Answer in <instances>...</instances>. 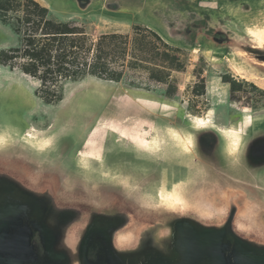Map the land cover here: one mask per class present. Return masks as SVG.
<instances>
[{"label": "rangeland", "instance_id": "374dc122", "mask_svg": "<svg viewBox=\"0 0 264 264\" xmlns=\"http://www.w3.org/2000/svg\"><path fill=\"white\" fill-rule=\"evenodd\" d=\"M32 1L49 7L51 21L84 32L89 53L77 65L85 63L88 69L100 57L106 73L76 80L55 75L42 82V68L36 78L23 72L27 61L22 53L6 62L0 57V149L5 153L27 159L25 151L32 149L73 165L68 176L74 183L114 181L127 186L131 196L154 201L178 188L183 178L178 167L196 168L194 138L200 128L215 129L223 137L230 167L234 159L241 160L247 139L264 131V69L202 37L189 45L169 40L147 16L176 3L200 11L204 19L209 16V30L220 23L235 35L249 33L264 41V0H97L84 13L69 2ZM112 1L124 8L108 12L103 5ZM42 17L27 0H0V51L20 47L25 34L39 35L40 29L32 31ZM191 19L205 24L195 15ZM155 139L153 151L136 145L151 146ZM127 152L135 158L123 157ZM108 153L118 155L121 163L108 164ZM223 178L219 184L226 196L234 189L232 173Z\"/></svg>", "mask_w": 264, "mask_h": 264}, {"label": "water", "instance_id": "95a60500", "mask_svg": "<svg viewBox=\"0 0 264 264\" xmlns=\"http://www.w3.org/2000/svg\"><path fill=\"white\" fill-rule=\"evenodd\" d=\"M59 1L84 13L97 0ZM103 7L113 13L124 8L119 1ZM148 13L169 40L189 45L202 37L264 69V41L249 33L235 35L220 23L209 30V16L176 3ZM196 133V168L186 166L178 188L154 201L131 196L114 181L74 183L68 176L73 165L47 154L26 149L23 159L0 149V264H264V131L251 135L242 153L259 172L249 177L257 188L237 186L226 196L223 176L242 172L236 163L230 167L219 132Z\"/></svg>", "mask_w": 264, "mask_h": 264}, {"label": "trees", "instance_id": "16d2710c", "mask_svg": "<svg viewBox=\"0 0 264 264\" xmlns=\"http://www.w3.org/2000/svg\"><path fill=\"white\" fill-rule=\"evenodd\" d=\"M30 4L36 7L43 15L42 20L35 24L32 32L40 29V34L28 33L22 37L20 47L1 50L0 57L2 62L9 59H15L12 55L22 53L23 58L27 61L23 67V72L32 77H39L38 70L42 68V77L39 79L45 82L47 78H53L55 75L61 79L76 80L84 75H92L102 77L106 73L105 66L99 62L97 65H89L86 69V64L77 65V59L82 57V54H88L87 38L83 31L77 28H70L67 24L53 22L48 18V10L39 7L32 0H27ZM34 14V13H33ZM34 16V15H31ZM31 19H27V24H31ZM18 32V29H15ZM38 36V37H37ZM113 37H109L112 39ZM108 37H102L99 40H107ZM76 64V65H75ZM92 67V68H91ZM91 68V69H90ZM49 77H48V76ZM233 87H231L232 89ZM48 100V98H47Z\"/></svg>", "mask_w": 264, "mask_h": 264}, {"label": "flooded vegetation", "instance_id": "af4514ba", "mask_svg": "<svg viewBox=\"0 0 264 264\" xmlns=\"http://www.w3.org/2000/svg\"><path fill=\"white\" fill-rule=\"evenodd\" d=\"M123 155H124L123 157H126V158L133 157V155L132 154H128V152L124 153ZM117 156L118 155H116V154H112V153L109 154L108 153V164H116L117 162H119L120 160H118L119 158ZM133 158H135V156ZM134 160H138V159H134ZM228 160H230V159H227V161ZM126 162L127 161H123V163H126ZM159 162L164 163L166 161H164V162L163 161H159ZM120 163H121V161H120ZM233 163H236V170L242 172L240 175L237 172L236 173L232 172V180L234 181L233 182L234 187H237V186L238 187H240V186L243 187L244 186L245 189H255V188H257V186L255 185L256 183L252 182L249 177H251L252 174H254V173L258 174L259 172H257L255 169H252V168L247 166L245 160L243 159V155H242L241 160H240V157H238L237 159L233 160ZM171 164H173V162ZM173 165L175 166V164H173ZM178 169H182L183 170V174H185L186 165L180 166V167L177 168V170ZM249 173H250V175H248ZM240 177L245 179L246 181L243 182V183H238L239 181L237 180V182H236L235 179H239Z\"/></svg>", "mask_w": 264, "mask_h": 264}, {"label": "bare ground", "instance_id": "6f19581e", "mask_svg": "<svg viewBox=\"0 0 264 264\" xmlns=\"http://www.w3.org/2000/svg\"><path fill=\"white\" fill-rule=\"evenodd\" d=\"M205 124V123H204ZM174 136L176 137V138H178V134L177 133H175L174 134ZM31 138H33V135H32V137ZM232 138H234V136L232 137ZM231 144L233 145V146H237V141L236 140H234V139H232L231 140ZM137 147H140V148H142V150L144 149V150H149V151H153L154 149H157V145H158V142H157V140L155 139V141H154V143L151 145V146H149V145H146L145 143H140V142H137ZM84 158H90V157H84Z\"/></svg>", "mask_w": 264, "mask_h": 264}, {"label": "crops", "instance_id": "0c3cea01", "mask_svg": "<svg viewBox=\"0 0 264 264\" xmlns=\"http://www.w3.org/2000/svg\"><path fill=\"white\" fill-rule=\"evenodd\" d=\"M195 1H199V0H195ZM202 0H200V2H201ZM46 8H48L47 10L49 11L50 9H49V7H46ZM50 12V11H49Z\"/></svg>", "mask_w": 264, "mask_h": 264}]
</instances>
